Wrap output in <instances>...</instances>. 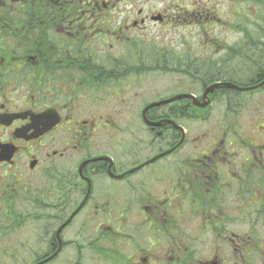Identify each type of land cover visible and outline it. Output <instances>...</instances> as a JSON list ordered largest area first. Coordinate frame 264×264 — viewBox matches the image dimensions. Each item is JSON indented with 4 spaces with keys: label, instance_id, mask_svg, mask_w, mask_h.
I'll return each instance as SVG.
<instances>
[{
    "label": "flooded vegetation",
    "instance_id": "flooded-vegetation-1",
    "mask_svg": "<svg viewBox=\"0 0 264 264\" xmlns=\"http://www.w3.org/2000/svg\"><path fill=\"white\" fill-rule=\"evenodd\" d=\"M226 1L0 0V264H264V25L215 43Z\"/></svg>",
    "mask_w": 264,
    "mask_h": 264
},
{
    "label": "rangeland",
    "instance_id": "rangeland-1",
    "mask_svg": "<svg viewBox=\"0 0 264 264\" xmlns=\"http://www.w3.org/2000/svg\"><path fill=\"white\" fill-rule=\"evenodd\" d=\"M231 4L226 1V3L222 7L215 8V19L213 20L214 25L210 26L208 28L209 32H212V36L215 37V43L218 42H225L228 41L229 43H238L241 29L239 26L243 21H245V25L248 26V30L251 32H258L260 31V28L262 25H264L263 19H264V5L258 4L255 0H247V4H243L244 6L239 5V0H232ZM246 16V17H244ZM244 17V20L242 21V18ZM216 18H220L221 21H216ZM242 21V22H241ZM248 21V22H247ZM171 28L165 29L163 31V34L161 37H157V42L159 45H164L165 48H172L173 50H169L168 56L169 58H172L175 56V52L186 49L185 42H187L188 46L191 44L190 53H199L202 55L204 48H211L213 47L214 41L212 40V43H209L202 35H200V32H203L204 29L201 26H196L192 30L188 28H180L178 30H170ZM187 34V36H186ZM154 34L151 35L153 38ZM186 36V37H183ZM182 39L181 43H179V39ZM185 38V39H184ZM185 45V46H184ZM217 48L218 46L215 45ZM174 52V53H170ZM187 53V52H185ZM209 53V52H208ZM206 53V54H208ZM150 58V56H148ZM190 57V56H189ZM211 58V56L206 57V60L201 59L202 61H198V63H208V59ZM218 58V57H217ZM216 58V59H217ZM172 65L173 63L170 62ZM202 66V64H201ZM202 68H204L202 66ZM205 70V69H204ZM207 70V68H206ZM149 82L147 85H150V90L152 91L150 97H147V100L156 99L161 97L162 95V89H167L171 84H175L178 79L184 80V87H187L190 85L186 80H190L188 78H185L181 75H176L174 73L170 72H162V71H152L149 73ZM203 74V73H202ZM184 77V78H183ZM159 89V93L156 94L155 91ZM201 89V87H200ZM145 88L141 89H135V91H139L140 94L143 92ZM145 93V92H143ZM146 94V93H145ZM130 95H133V93H130ZM161 95V96H160ZM139 108V105H135L134 110L137 112ZM207 113L210 114V122L211 124H219L221 121H223L227 116L225 115V107L223 103H216L212 107L205 110ZM248 113V112H247ZM208 124V123H205ZM205 128H208L209 126H204ZM46 191H50V189H47ZM51 192V191H50ZM84 218V215H82ZM42 222V221H40ZM81 221H77V223H80ZM76 226H72L71 229H69L68 235L73 236L75 234Z\"/></svg>",
    "mask_w": 264,
    "mask_h": 264
},
{
    "label": "water",
    "instance_id": "water-1",
    "mask_svg": "<svg viewBox=\"0 0 264 264\" xmlns=\"http://www.w3.org/2000/svg\"><path fill=\"white\" fill-rule=\"evenodd\" d=\"M219 84H215L214 86H218ZM224 85H228V86H231V87H236V88H240L238 85H235V84H224ZM212 88L213 87H210L209 89H208V91L210 90H212ZM207 91V92H208ZM184 96H189L188 94H182V95H178V96H175L174 98H171V99H168V100H165V101H163V102H159V103H156V104H162V103H164V102H168V101H170V100H176V99H178V98H181V97H184ZM208 103H203V105L202 106H206ZM74 216V215H73ZM73 216L68 220V222L67 223H69L71 220H72V218H73ZM67 223H65L64 225H66ZM63 225V226H64Z\"/></svg>",
    "mask_w": 264,
    "mask_h": 264
}]
</instances>
